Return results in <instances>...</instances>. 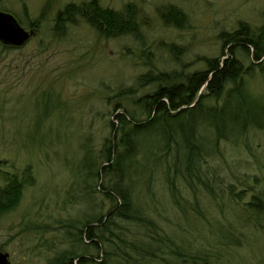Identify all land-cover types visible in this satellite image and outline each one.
Instances as JSON below:
<instances>
[{
	"label": "rangeland",
	"instance_id": "obj_1",
	"mask_svg": "<svg viewBox=\"0 0 264 264\" xmlns=\"http://www.w3.org/2000/svg\"><path fill=\"white\" fill-rule=\"evenodd\" d=\"M71 1L89 0H0V10L18 15L26 29H31L28 19L40 20L23 45L8 48L0 42V169L22 173L30 165L34 177L19 202L0 212V251L9 252L12 264H58L76 244L73 233L115 203L105 196L100 179H88L80 159L86 144L97 152L113 133L110 120L119 110L114 106L121 88L138 87L137 77L149 69L205 67V57L221 54V32L234 30L240 20L254 27L264 23V0H99L116 9L136 3L140 37H107L82 18L58 36L54 13ZM170 5L185 12L184 26L165 22L162 13ZM170 43L181 48L178 55ZM209 166L210 177L212 167L220 173L224 194L198 185L205 217L199 219L189 204L186 214L178 210L157 181L159 221L195 250L206 251L212 264H264V228L242 229L235 218L242 213L238 197L226 192L229 183L236 191L251 184L264 187V129H252L238 144L222 140L221 153ZM243 173L256 175L259 184L253 176L242 179ZM224 227L243 230V243L223 245L218 228ZM82 237L89 241L85 233ZM98 250L101 255L100 243ZM88 254L96 255L97 248L90 246Z\"/></svg>",
	"mask_w": 264,
	"mask_h": 264
},
{
	"label": "trees",
	"instance_id": "obj_2",
	"mask_svg": "<svg viewBox=\"0 0 264 264\" xmlns=\"http://www.w3.org/2000/svg\"><path fill=\"white\" fill-rule=\"evenodd\" d=\"M22 5L30 16L27 5ZM138 9L134 2H125L121 9L103 6L99 0L67 2L54 13L53 32L62 35L69 24L82 18L107 37L131 34L139 38ZM162 17L179 28L187 20L175 5L164 8ZM27 24L35 29L40 20L32 17ZM220 38L221 54L205 57V67L149 69L137 77L138 87L120 89L114 106L119 110L110 120L113 133L103 138L97 152L86 144L80 159L88 179H100L105 196L115 203L73 233L76 244L58 257V264H212L206 251L195 250L159 221L155 197L158 181L178 210L186 214L189 204L195 206L199 219L205 217L198 185L213 195L219 189L223 193L216 166L212 177L208 173L221 153V141L238 144L252 129H264V23L254 27L240 20L234 30L221 32ZM167 46L176 55L181 49L175 43ZM145 86L150 89L138 94ZM241 175L247 182L253 176L259 184L256 175ZM33 181L30 165L22 173L0 169V212L14 207L24 185ZM232 185L227 184L226 192L238 197L242 213L238 211L235 218L242 229L264 228V187L256 189L251 184L236 191ZM218 229L223 245L243 243V230ZM82 233L89 241H83ZM90 246L97 248L96 255L88 254Z\"/></svg>",
	"mask_w": 264,
	"mask_h": 264
},
{
	"label": "water",
	"instance_id": "obj_3",
	"mask_svg": "<svg viewBox=\"0 0 264 264\" xmlns=\"http://www.w3.org/2000/svg\"><path fill=\"white\" fill-rule=\"evenodd\" d=\"M32 33V29H26L15 14L0 10V42L2 44L19 47L31 37ZM10 262L9 252L0 251V264H10Z\"/></svg>",
	"mask_w": 264,
	"mask_h": 264
},
{
	"label": "flooded vegetation",
	"instance_id": "obj_4",
	"mask_svg": "<svg viewBox=\"0 0 264 264\" xmlns=\"http://www.w3.org/2000/svg\"><path fill=\"white\" fill-rule=\"evenodd\" d=\"M10 264H12V262H10Z\"/></svg>",
	"mask_w": 264,
	"mask_h": 264
}]
</instances>
